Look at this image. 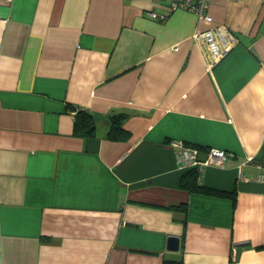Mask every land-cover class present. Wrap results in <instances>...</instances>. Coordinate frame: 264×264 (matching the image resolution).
I'll use <instances>...</instances> for the list:
<instances>
[{"label":"crops","instance_id":"crops-1","mask_svg":"<svg viewBox=\"0 0 264 264\" xmlns=\"http://www.w3.org/2000/svg\"><path fill=\"white\" fill-rule=\"evenodd\" d=\"M166 5L0 0V264H264V0ZM175 141L225 150L197 169L236 201L179 187Z\"/></svg>","mask_w":264,"mask_h":264},{"label":"built area","instance_id":"built-area-1","mask_svg":"<svg viewBox=\"0 0 264 264\" xmlns=\"http://www.w3.org/2000/svg\"><path fill=\"white\" fill-rule=\"evenodd\" d=\"M11 2L12 0H6ZM155 3H161L163 1L167 2L168 11H176L185 9L191 12H195L198 17L211 21L212 18L207 14V9L210 6L209 3L211 0H152ZM241 1V0H234ZM148 16L152 19L166 20V16L163 14H156L155 12H148ZM204 35L206 41H208L211 59L212 61L218 60L224 53V49L215 41V36L211 31H207ZM174 150L177 151L178 159L184 163V167H196L199 169L204 168L205 166H221L224 164L225 160L228 157V153L225 150L213 149L211 148L207 152V157L205 160L198 159L199 151L189 145H185L180 141H175L172 144Z\"/></svg>","mask_w":264,"mask_h":264},{"label":"trees","instance_id":"trees-1","mask_svg":"<svg viewBox=\"0 0 264 264\" xmlns=\"http://www.w3.org/2000/svg\"><path fill=\"white\" fill-rule=\"evenodd\" d=\"M70 111L74 113L73 120H74V128L73 132L77 135H82L85 137L94 136L95 129H96V122L93 118V115L90 111L82 108L76 107L72 104H68L67 107ZM110 118V128L107 134V139L114 141V140H125L129 135V132L123 128V124L127 119V115L123 114H114L113 116H109ZM201 170L197 169L196 167L188 168L182 173L179 187L186 191L190 192H197V193H205L208 195H216L220 197H230L233 202L236 201L237 196L235 191L232 192H223L221 190L215 188H209L204 186L201 181ZM184 209V208H183ZM183 259L180 258L173 260L168 259L164 260L163 264H182Z\"/></svg>","mask_w":264,"mask_h":264},{"label":"water","instance_id":"water-1","mask_svg":"<svg viewBox=\"0 0 264 264\" xmlns=\"http://www.w3.org/2000/svg\"><path fill=\"white\" fill-rule=\"evenodd\" d=\"M179 244H180V238L169 237L168 241H167L166 248L168 251L178 252L180 250Z\"/></svg>","mask_w":264,"mask_h":264}]
</instances>
